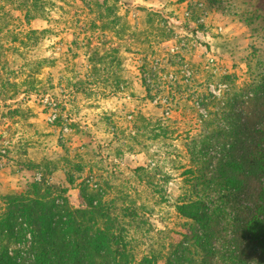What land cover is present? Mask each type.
I'll return each instance as SVG.
<instances>
[{
    "label": "rangeland",
    "instance_id": "374dc122",
    "mask_svg": "<svg viewBox=\"0 0 264 264\" xmlns=\"http://www.w3.org/2000/svg\"><path fill=\"white\" fill-rule=\"evenodd\" d=\"M46 1L48 21L26 23L16 3L0 0L14 33L0 35L10 49L0 59V197L50 173L78 206L89 185L115 199L118 215L137 210L141 225L130 223L129 237L143 252L159 230L181 222L175 204L197 166L188 147L209 119L194 102L208 94L224 102L234 86L264 82V0H108L131 34L119 41L95 32L102 49L119 45L122 57L97 59L98 72L73 44L93 35L82 3L91 0ZM43 29L36 44L19 42ZM166 33L173 39L164 42ZM173 77L172 93L160 91L159 80ZM29 78L36 91L26 94Z\"/></svg>",
    "mask_w": 264,
    "mask_h": 264
},
{
    "label": "trees",
    "instance_id": "16d2710c",
    "mask_svg": "<svg viewBox=\"0 0 264 264\" xmlns=\"http://www.w3.org/2000/svg\"><path fill=\"white\" fill-rule=\"evenodd\" d=\"M1 1L16 3L26 23L48 21L46 0ZM82 3L91 17L86 32L93 35L80 33L73 44L83 49L81 54L98 72L97 59L122 57L119 45L102 49L93 39L95 32H110L119 41L131 33L126 18L108 0ZM6 18L0 15V35L14 34ZM48 32L30 30L19 42L27 48ZM162 39L173 38L166 33ZM8 50L0 45V59H7ZM176 80H159L164 87L160 91H170L168 82ZM146 81L143 78L148 88ZM24 84L26 94L36 91L30 78ZM16 95L17 90L10 99ZM3 96L0 90V101L6 100ZM199 100L194 105L209 119L188 147L197 166L189 169L193 179L175 204L181 220L177 230H159L140 252L129 237L130 223L141 225L135 208L125 207L118 215L115 199L105 201L86 184L79 189V205L73 206L68 190L44 173L22 190L0 197V264H264V82L250 83L246 89L234 86L224 102L209 94Z\"/></svg>",
    "mask_w": 264,
    "mask_h": 264
},
{
    "label": "built area",
    "instance_id": "2783aa9c",
    "mask_svg": "<svg viewBox=\"0 0 264 264\" xmlns=\"http://www.w3.org/2000/svg\"><path fill=\"white\" fill-rule=\"evenodd\" d=\"M40 179L39 177L36 178V180Z\"/></svg>",
    "mask_w": 264,
    "mask_h": 264
}]
</instances>
